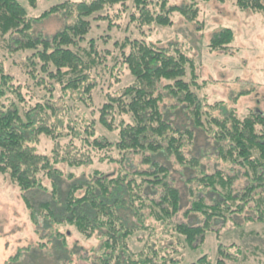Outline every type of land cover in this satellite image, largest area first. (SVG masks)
<instances>
[{
  "label": "trees",
  "instance_id": "1",
  "mask_svg": "<svg viewBox=\"0 0 264 264\" xmlns=\"http://www.w3.org/2000/svg\"><path fill=\"white\" fill-rule=\"evenodd\" d=\"M201 1L213 0L182 6L171 0H63L32 17L19 0H0V49L6 59L24 56L27 76L21 81L20 71L0 59V172L21 189L40 250L53 245L50 257L57 264L72 263L76 253L61 225L97 237L94 264H184L185 252L197 250L216 222L252 208L247 220L264 223V113L240 115L221 100L203 99L208 83L188 51L142 36L147 25L173 24L175 9L197 18ZM216 1L264 11L263 0ZM128 7L136 12L122 26L115 11ZM54 14L65 15L67 25L52 36L35 34V23ZM99 22L114 34L95 37ZM120 30L123 35H116ZM101 40L108 48L101 50ZM234 41V30L223 28L209 46L226 52ZM125 71L131 81L123 84ZM208 155L227 167L203 166ZM98 162L117 170L95 168L78 176L61 167ZM243 178L246 186L235 189ZM181 180L198 185L189 188L188 205L176 183ZM182 210L189 218L200 213L202 223H175ZM224 247L219 244L227 258L217 264L241 261ZM24 256L19 251L13 261L28 264ZM206 260L204 255L191 264Z\"/></svg>",
  "mask_w": 264,
  "mask_h": 264
},
{
  "label": "rangeland",
  "instance_id": "2",
  "mask_svg": "<svg viewBox=\"0 0 264 264\" xmlns=\"http://www.w3.org/2000/svg\"><path fill=\"white\" fill-rule=\"evenodd\" d=\"M19 1L28 9L30 16L40 17L46 9L63 0H38L36 8L30 6L27 0ZM188 2L189 0H171V5L182 6ZM199 8L200 14L195 19H188L180 10L175 9L172 12L173 24L169 26L147 25L143 28L142 36L149 42L160 46L178 44L188 51L195 60L201 81L205 80L208 83L200 92L203 99H207L208 102L221 100L226 107L235 108L240 115L247 114L250 109L264 113V11L242 10L233 1L219 2L216 0L201 1ZM123 11L122 8L115 11L119 13L118 16H115L117 22L123 21L121 22L122 26L126 24L136 10L133 7H128L125 12ZM68 21L69 19L63 14L51 15L35 23L34 33L52 36L63 29ZM99 23L102 26L96 29L97 35L95 37L105 38L110 36L108 35L109 32L114 34L115 29H111L112 32L106 28L105 23ZM223 28L234 30L235 41L226 52L213 51L209 46L211 38L215 32ZM122 31L120 30L116 35L122 36ZM102 43L103 40L100 41L101 50L108 48L101 45ZM6 54L5 50L0 49V59H4L6 66L13 72L19 70V73L22 74L20 80L24 81L27 77L25 72L22 73L24 56H9L6 59ZM110 63L111 61H109ZM127 74L129 72L125 71L122 75L123 84L131 81L126 76ZM106 76L107 78L110 77L108 72ZM121 81L118 83L119 85L122 84ZM168 100L172 101V99ZM180 117V115L175 116V118L173 116L174 119H180ZM103 132L106 133L107 131L103 128ZM47 143L49 144V142ZM47 143L43 144L45 145L43 149L49 147ZM188 150L189 148H187V152ZM196 154H199L198 150ZM213 158L214 156L208 155L207 159L202 161L203 166L215 168L218 166L221 169L227 167L222 162L214 161ZM136 165L138 167L142 165L140 156H137ZM61 167L78 176L92 172L95 168L113 172L117 170L116 165L111 164L109 166L107 163L101 164L99 162L80 168H71L63 164ZM175 167L182 171V167L178 164H175ZM215 168L206 169V171L209 174L214 172ZM245 180L246 178H243L241 181L235 182L234 188L243 189L247 184ZM64 182V185L69 183ZM176 183L183 192L184 203L188 205L190 198L188 190L198 185L196 183L186 184L182 180ZM49 186L51 187L50 183ZM21 192L18 185L0 172V264H19V262L13 261V257L19 251L24 252L23 259L28 260V264H57L55 258L50 257L55 249L53 245L40 250L42 239L36 231V225ZM250 206H254V203H251ZM252 211V208H247V211L242 214L232 215L231 218L227 219V223L223 220L216 222L214 224L215 231L208 233L206 240L200 244L197 250L185 252L187 256L184 264L195 263L204 255H207L205 264L210 262V264H217L219 258H227L225 252L223 254L219 249L220 243L226 245L224 250H232L235 254L238 252L240 256L241 261L228 260L227 264H264V223L257 220H247L252 215ZM203 219V215L195 212L190 218L186 217L185 210H182L174 222L194 223L201 221L202 223ZM45 227L47 228L46 225ZM59 229L68 233L67 246L76 252L72 263L69 264H94L91 253L98 246L97 237L87 238L75 226L61 225ZM50 232L45 229L43 234L49 235ZM56 245L61 246L57 243ZM230 245H236V247ZM28 249L32 250L29 255L25 253ZM33 250L38 251L33 252ZM240 251L243 252V257Z\"/></svg>",
  "mask_w": 264,
  "mask_h": 264
}]
</instances>
